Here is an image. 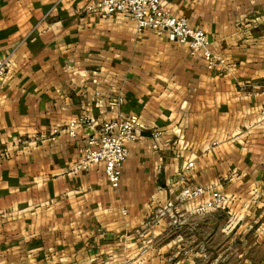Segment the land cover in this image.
<instances>
[{
  "label": "crops",
  "instance_id": "crops-1",
  "mask_svg": "<svg viewBox=\"0 0 264 264\" xmlns=\"http://www.w3.org/2000/svg\"><path fill=\"white\" fill-rule=\"evenodd\" d=\"M98 1L0 0V59L11 63L0 83V264H264V0L162 2L207 35L224 71L125 16L86 11ZM129 115L142 130L119 187L102 164L75 170L92 132L70 138L69 121ZM188 162V183L208 195L178 204L175 225L157 220ZM211 192L225 205L196 214Z\"/></svg>",
  "mask_w": 264,
  "mask_h": 264
},
{
  "label": "built area",
  "instance_id": "built-area-1",
  "mask_svg": "<svg viewBox=\"0 0 264 264\" xmlns=\"http://www.w3.org/2000/svg\"><path fill=\"white\" fill-rule=\"evenodd\" d=\"M164 0H100L87 7V12H97L106 16L122 15L131 20L137 32L151 31L156 36L164 37L168 42L186 46L191 57H201L208 71H224L227 62L210 49V41L202 30H194L184 18L174 17L162 8ZM10 57L0 59V83L4 81L10 69ZM91 131L79 149L80 159L75 164V170L86 171L90 166L102 164L109 186L117 189L122 177V167L128 157V145L135 142L142 130L141 122L136 115L114 123L99 122L96 118L81 117L70 120L65 132L70 138L76 133ZM161 132L151 133L153 151H159ZM180 141L172 143L178 146ZM181 151L176 153L179 155ZM193 167L188 162L179 176L180 191L173 200L155 211L156 219L168 218L172 224L178 222V204L182 201H195L208 195L202 187H193L186 179V172ZM227 198L219 192H211L206 201L195 208V213L202 215L209 210L221 208ZM125 214V212H123Z\"/></svg>",
  "mask_w": 264,
  "mask_h": 264
}]
</instances>
